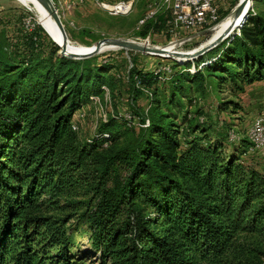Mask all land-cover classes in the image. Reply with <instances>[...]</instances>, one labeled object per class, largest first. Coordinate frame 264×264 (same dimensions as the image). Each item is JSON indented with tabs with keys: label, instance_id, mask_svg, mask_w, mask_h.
<instances>
[{
	"label": "trees",
	"instance_id": "16d2710c",
	"mask_svg": "<svg viewBox=\"0 0 264 264\" xmlns=\"http://www.w3.org/2000/svg\"><path fill=\"white\" fill-rule=\"evenodd\" d=\"M165 18L157 10L138 34ZM243 19L193 61L171 59L167 76L131 68L130 100L145 90L148 110H131L130 120L110 115L82 141L71 130L73 114L114 87L113 62L58 57L32 17L27 28L16 20L13 34L7 21L0 26V264H74L68 215L49 213L66 206L80 211L108 264H200L222 255L238 233L264 235V177L239 159L248 139L229 142L226 133V151L199 107L186 109L181 125L171 113L206 78L236 90L264 81V12ZM159 83L167 90L156 92ZM77 192L83 197L74 201Z\"/></svg>",
	"mask_w": 264,
	"mask_h": 264
},
{
	"label": "rangeland",
	"instance_id": "374dc122",
	"mask_svg": "<svg viewBox=\"0 0 264 264\" xmlns=\"http://www.w3.org/2000/svg\"><path fill=\"white\" fill-rule=\"evenodd\" d=\"M71 1L51 0L60 17L67 39L70 41L68 44L69 52L83 51L100 38L126 39L139 44H148V46L163 47L169 53H173L177 45L176 42L169 43L174 41L175 38L167 33L165 25L167 18L162 21L163 25H159L158 28L148 27L145 36L142 37L138 34L142 29V23L139 24L138 21L143 19L148 11L160 10L156 8L160 0H135L131 12L125 16H109L97 8L92 0H82L80 4L73 8H67L66 6ZM237 1L228 0L229 5L221 11L219 24L212 30L198 31L199 33L195 34L190 41L177 46L176 49L179 51L176 53L180 55L193 54L199 47L207 45L218 35L223 34L233 21L229 11ZM248 9V11L264 12V2L257 3L252 0L250 3L249 1ZM247 10H244L245 14ZM30 17L36 19L38 25L42 26L52 39L56 38L54 34V32L58 34L56 28L51 23L46 11L36 0H0V26L7 21L4 25L7 34H13L12 25L16 20L19 21L22 18V21H30ZM238 20L240 22L243 20V14ZM238 20L237 22H239ZM234 30L232 28L231 33ZM47 38L51 39L48 36ZM85 43H89V45ZM54 47L56 53L57 47L55 45ZM95 55L92 59L113 62V68L109 71V74L113 76L115 82L114 87L109 92L105 89L106 91H103L96 102L89 101L81 108L84 115L76 120L78 129L75 132L77 138L81 141L89 139L96 133L103 118L110 115L121 118L130 117L131 110L135 108L144 113L148 110L149 102L145 90L139 89L140 91L135 95V99L130 100L132 91L131 85L127 81V74L131 68L147 73L167 67L169 71L161 72L162 77L167 76L173 69L172 58L118 47L108 46ZM176 60L178 63L189 61L183 58ZM191 61L193 59H190L189 62ZM189 66V69H192L191 64ZM214 81L212 78H206L199 84L198 88L194 86L188 92L184 91L185 94L179 100V105H173L171 113L173 121L181 125L184 111L186 109L192 111L194 108L199 107L200 114L205 118L204 125L209 128V134L213 137L218 136L224 142L225 150L229 151L232 147L226 146L228 141H225V134L227 132L231 131L240 138L241 136L245 137L244 134L248 125L254 119L261 117L264 120V81L243 84L242 90L232 89L228 81L219 84ZM156 89L158 93L166 91L167 84L159 83ZM187 97H194L192 106L188 105ZM198 97L200 100H197ZM131 102L133 103L131 104ZM131 105H133V108ZM76 114L77 112L73 114V118ZM131 120L133 125H137L135 118ZM179 127V129H183V126ZM179 137L182 136L179 134ZM234 142L236 143V141ZM239 159L243 164L252 167L264 177V149L256 150L249 145L245 152L239 156ZM82 197V194L77 192L76 196H72V200L82 199ZM62 204H65V202L60 199L57 208ZM59 209L62 212L52 210L49 213L54 215L65 213L68 215L64 231L67 236V252L71 261L74 264H108V262L103 261L102 255L91 245L86 223L78 216L80 211L73 210L69 206ZM200 264H264V235L238 233L222 255L218 258L202 261Z\"/></svg>",
	"mask_w": 264,
	"mask_h": 264
},
{
	"label": "built area",
	"instance_id": "2783aa9c",
	"mask_svg": "<svg viewBox=\"0 0 264 264\" xmlns=\"http://www.w3.org/2000/svg\"><path fill=\"white\" fill-rule=\"evenodd\" d=\"M227 1L228 0H160L156 8L163 9L166 12L167 19L165 25L167 27V33L175 38L174 41L170 42L177 43L174 51L178 52L179 50L176 49L177 46L190 41L195 34L199 33L198 31L203 32L212 30L221 20V11L228 7L229 4ZM81 2L82 0H72L66 7L73 8ZM92 2L97 8L101 9L109 16H125L131 12L135 0H92ZM155 11L156 10L148 11L138 23L140 24L145 18L152 16ZM22 22L25 28L30 26L29 21ZM163 71L168 72L169 70L167 67H162L155 72ZM89 100L96 102L98 98L96 96H90ZM83 115V111L79 110L74 118L72 117L70 125L72 131H77L78 126L76 120L82 118ZM123 119L130 120V117H123ZM104 120L105 118L102 119V121ZM200 120L202 119L200 118ZM141 126H146V122ZM244 135L253 149H264L263 118L258 117L254 119L248 125ZM227 139L229 142H234L237 141L239 137L235 133L229 131L227 132Z\"/></svg>",
	"mask_w": 264,
	"mask_h": 264
},
{
	"label": "water",
	"instance_id": "95a60500",
	"mask_svg": "<svg viewBox=\"0 0 264 264\" xmlns=\"http://www.w3.org/2000/svg\"><path fill=\"white\" fill-rule=\"evenodd\" d=\"M36 1L45 9L47 15L49 16L51 23L53 24V26L56 28L58 32L57 37L52 39L51 36H49V34L45 32L42 26H40L45 32V34L49 38H51L50 40L52 41V43L57 47L56 55L58 57H64V58H70V59H83V58H87L92 55L98 54L99 52H101V50L104 47L112 46V47H118L120 49L137 51L141 53L169 58L167 53H163V52H166L163 47L148 46V45L139 44V43H136L130 40H126V39H113V38H100L96 40L93 44H91L90 47H87V49L83 51L69 52L66 49V42L69 40L67 39V35L65 33L60 17L53 3L51 2V0H36ZM249 1L250 3L252 2V0H249ZM246 2L247 0H238L236 4L233 6V8L229 11V15L233 19V23L228 30H226L223 34L218 35L214 40L209 42L207 45H203L202 47H199V49H197L193 54L185 55V56H189V58L193 59L201 55L205 51L213 48L222 39L228 36L231 33L230 31L232 29V26L235 25V21L238 18V16L240 14H243V18H245L246 10L244 11V13L242 12H243ZM30 11L32 12L31 8H30ZM36 23L38 24L37 20H36ZM170 54H179V53H176V51H173V53H170Z\"/></svg>",
	"mask_w": 264,
	"mask_h": 264
},
{
	"label": "bare ground",
	"instance_id": "6f19581e",
	"mask_svg": "<svg viewBox=\"0 0 264 264\" xmlns=\"http://www.w3.org/2000/svg\"><path fill=\"white\" fill-rule=\"evenodd\" d=\"M40 6H41V5H40ZM42 8H43V7H42ZM248 8H249V0H247V2H246V4H245V7H244V9H243V12H244V10H247ZM43 9H44V8H43ZM44 10H45V9H44ZM243 12H242V13H243ZM240 16H241V14H240V15L238 16V18L236 19V21H235V25L232 26L233 30H234V29L236 30V29H237L236 27H238V25L241 23V22L238 20ZM48 17H49V16H48ZM237 20H238L239 22H237ZM232 23H233V21H232ZM232 23H231V25H232ZM218 24H219V23H218ZM231 25H230V26H231ZM230 26H229V28H230ZM229 28H228V29H229ZM228 29H227V30H228ZM230 32H231V31H230ZM54 34H55V36L57 37V33L54 32ZM69 43H70V41H67V42H66V49H67V51H69V50H68V44H69ZM104 48H106V47H104ZM104 48H103V49H104ZM103 49H102V50H103ZM102 50H101V51H102ZM165 51H166V50H165ZM163 53H167L168 56L171 57V58H173V59H178V58H183V59H186V60H190V59H191V58H189V56L180 55V54H170V53L167 52V51H166V52H163ZM164 55H165V54H164Z\"/></svg>",
	"mask_w": 264,
	"mask_h": 264
}]
</instances>
